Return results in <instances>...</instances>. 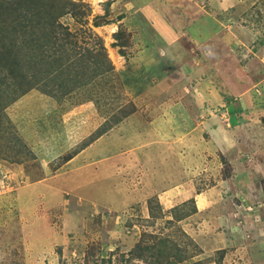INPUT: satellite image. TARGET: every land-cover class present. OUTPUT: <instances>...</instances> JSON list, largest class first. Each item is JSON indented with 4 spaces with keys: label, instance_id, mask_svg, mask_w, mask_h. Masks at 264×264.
<instances>
[{
    "label": "rangeland",
    "instance_id": "374dc122",
    "mask_svg": "<svg viewBox=\"0 0 264 264\" xmlns=\"http://www.w3.org/2000/svg\"><path fill=\"white\" fill-rule=\"evenodd\" d=\"M156 1L0 0V264H264V0H185L187 21L184 0ZM151 8L197 43L215 38L197 69H162L143 52ZM151 101L155 136L117 130ZM175 117L200 124L192 147L182 127L166 139ZM161 144L185 157L183 182L214 188L205 214L193 216L194 197L145 196Z\"/></svg>",
    "mask_w": 264,
    "mask_h": 264
},
{
    "label": "crops",
    "instance_id": "0c3cea01",
    "mask_svg": "<svg viewBox=\"0 0 264 264\" xmlns=\"http://www.w3.org/2000/svg\"><path fill=\"white\" fill-rule=\"evenodd\" d=\"M155 1L156 0H153V2H155ZM158 1L159 0H157L156 2H158ZM179 2H180V0H167L169 10H172L171 7L174 6L175 4H178ZM183 5H184L183 6L184 9H181L180 7L179 8L175 7V9L177 12L183 13L184 15H182V16L184 17L186 15V11L189 9V2L184 0ZM185 8H188V9L186 10ZM151 9L153 11H151ZM151 9H150V13H155V14H152L150 16L151 20L149 23H147V25H149V27L152 30V40L149 42L148 47H146L145 50H143V52L145 51L149 57L153 56L151 61L158 64V67H161L162 69H173V70L174 69H178V70L183 69L182 70L183 72H185V71L189 72L190 69H191V71L193 69L194 70L197 69L198 62L195 63V61H198L199 59L196 57V55L200 52L202 53V51L206 50V48H212L211 47V45L213 44L212 39H215V38L210 37V38H208V40H206L203 43L202 42L197 43L194 41L195 40L194 36L197 37V35H199L198 32H195V30L191 29L192 34L190 36L189 35L190 33L189 34L185 33V31H184L185 29L184 30H176V29L173 30V28L171 27L172 25L170 26V23L167 22L165 17L156 15L158 13V11H155L153 8H151ZM192 10H194V9H191V10L189 9V12L191 13ZM147 11H149V9ZM202 13H203V11L201 10V11H199L198 14H202ZM186 17L187 16H185L184 18L187 21ZM147 18H149V17H147ZM171 23L174 24L175 21L172 20ZM186 27H188V23H187ZM177 38H179V39H177ZM209 41H210V43H208ZM186 42H189L190 45L192 43L191 47H189L190 45L189 46L186 45L184 47V44ZM203 44H205V45L203 46ZM201 46H202V49H200ZM191 71H190V73H191ZM175 90L176 89L174 88L173 94L178 96V93ZM140 97H138L139 102L142 101V98H140ZM148 105H149V107L146 110H148L149 113L144 114V113H142L143 111H140L139 109L136 110L135 112H133L131 115H129L126 119H124L123 121H121L118 124L119 129H117V130L129 131V133L131 134V140L137 138V136L134 135L133 132L137 134V132L139 130H144V131L148 132L147 133L148 137L155 136V133L151 129V126L156 124V122L158 121L159 117L157 116L158 115L157 113L160 110H157L156 108L153 109L154 104H152V101L150 103L148 102ZM164 111H165V109H163V112ZM179 114H180V112H179ZM179 114H178L179 117H181V118L187 117L189 119L188 111H187V114L185 112H183L182 115H179ZM148 117H152V119L151 120H145ZM155 118H156V120H154ZM190 119H191V116H190ZM185 122L187 124L189 121L186 120ZM165 124H169L168 125L169 132L167 134H164L167 137L166 139L172 138V133H174L176 126L182 127V130L180 131V136H179V139L185 140L182 142V144L184 146H186V144H187V146H189V147H192L194 145L193 142L191 141L193 139V136L189 137L188 134H190V132H193L195 129L199 128L200 124L197 127H195L193 130H191L190 128H191V124H193L192 122L186 125V124H183L182 121L180 122L179 119H176V117H175L174 121L168 120V122ZM188 127H189V129H188ZM110 132H115V129H112V131H110ZM187 135H188V138L186 139ZM102 138H104V137H102ZM98 140H100V139H98ZM111 146H116V145L112 144ZM94 147H95V145L92 144V146L88 147L87 149H83L78 154H76L72 159L67 161L64 165L65 166L72 165L74 162H77V160H79L85 153H88V150L90 151L91 148H94ZM159 147L161 149H163L162 155H161L162 156L161 157L162 165H160L161 168L160 169L156 168V171H158L160 174H155L153 172H149V174L144 173L145 179H144V186L143 187H144V189H146L145 190L146 192L151 191L150 193H146V194L144 192L145 196L148 197V195L150 194V195H156L158 198H160V196L162 194H166V193L170 192L171 194L176 193L175 196L177 198H180V200H182V199L185 200V199L194 197V198H196V200L199 199V201L196 204L197 211L193 216L198 215L199 213L205 214L206 213L205 211H207L212 206V201L210 200V196H214L217 194L214 191H212L214 188H210V189L208 188L206 190L197 192L194 189L195 187L191 186L189 184V182H183L184 176L186 175L185 174V169H186L185 165H187L185 163V161H186L185 157H183V156L180 157L179 155L173 156L170 153L169 148L175 147V145L169 144V146L168 145L166 146L164 144H161V145H159ZM177 147H175V148H177ZM97 153H99V156L103 155L102 152H99V149L97 150ZM102 157H104V156H102ZM80 160H82V159H80ZM113 164L115 165V162ZM150 165H151V168H153L152 163H150ZM100 166H98V168L95 170V172H97V174L100 177H102L104 180L108 176V175H106L107 171L105 169L99 168ZM228 180H230V179L221 180V181H219V183L217 182V184H219V186L227 185ZM190 181H192V180H190ZM185 186H188L189 189L186 190ZM172 187H174V188L172 190L168 191V189L172 188ZM141 190L142 189H137L136 191H132L129 194L127 192H124L122 194L126 195V196L128 195V197L131 198L132 195H134V196L135 195H137V196L142 195ZM121 199H122V197H121ZM121 199L119 201H121ZM182 201H180V202H182ZM204 236L205 235H200V234L197 235L201 244H203L204 249L209 248V247L213 248L215 245H216L217 250L219 248L224 247L221 245V243H219L220 241L216 242L209 237L207 239H205ZM178 264H180V263H178Z\"/></svg>",
    "mask_w": 264,
    "mask_h": 264
},
{
    "label": "trees",
    "instance_id": "16d2710c",
    "mask_svg": "<svg viewBox=\"0 0 264 264\" xmlns=\"http://www.w3.org/2000/svg\"><path fill=\"white\" fill-rule=\"evenodd\" d=\"M63 29H65L66 30V32H68V28L66 27V26H64L63 27ZM63 46H61V47H59L60 49L62 48ZM240 110L241 109V107H239V108H231L230 109V111H229V113H230V115L232 116L233 115V113L235 112L234 110ZM147 249H149V247H136L135 249H134V254L136 255V257H138V259L139 260H146L147 261V256L145 257L144 255L142 256L141 255V252H143V251H145V250H147ZM223 249H219V250H216L217 252H220V251H222ZM223 253V252H222ZM175 255V254H174ZM174 255H172L170 252L168 253V256H174ZM179 255V254H178ZM178 255H176V259H168L167 261H165V263H161V262H157V264H176V263H180L181 261H183V260H185V258H184V256H178ZM223 255V254H222ZM221 255V256H222ZM218 264H221V261H218Z\"/></svg>",
    "mask_w": 264,
    "mask_h": 264
}]
</instances>
